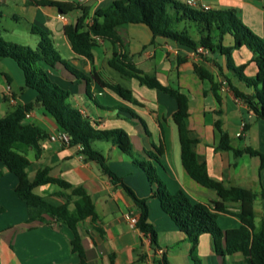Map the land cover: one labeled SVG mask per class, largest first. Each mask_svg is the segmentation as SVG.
Instances as JSON below:
<instances>
[{"label": "crops", "instance_id": "crops-1", "mask_svg": "<svg viewBox=\"0 0 264 264\" xmlns=\"http://www.w3.org/2000/svg\"><path fill=\"white\" fill-rule=\"evenodd\" d=\"M24 1L27 5L23 20L29 25L30 32L32 33V27H37L49 33L62 59L71 68L90 77L93 64L73 52L65 35V27L75 26L83 16L82 10H73L65 15L55 8L37 6L33 3L34 0ZM57 1L69 4L76 2ZM113 1L116 0H88L81 4L88 8L86 23L91 24L95 12ZM174 1L186 4L188 0ZM198 1L211 10H234L239 19L264 40V0ZM1 13L3 18L4 14L2 11ZM62 16L66 17V21ZM13 17L22 20L16 13ZM178 28H184L183 24ZM119 34L126 53L140 69L155 75L166 85L180 88L189 97V135L196 141L195 150L199 161L206 163L210 177L228 187L254 192L264 189V167H261L259 157L244 154L237 158L232 152L217 150L220 134L215 128V122L220 118L233 148L250 147L264 155V121L259 120L248 105L235 96L226 83L225 76L250 99L254 95V89L245 86L226 69V58L222 55H208L206 58L209 61H204L193 56L192 52L180 49L169 39L154 38L145 24L121 26ZM13 35L18 36L16 33ZM24 39L27 41L25 43H31L24 46L38 47L39 37L27 35ZM232 43L231 36H226L224 44ZM112 53L113 48L108 42L98 41L94 49L96 70L131 90L134 97L143 104L142 107L124 102L95 80L77 81L62 64L52 66L42 61L39 67L60 89L70 94L71 105L98 129L125 131L136 155L149 160L147 154L155 152L152 143L157 146L162 153L161 164L155 161L153 163L172 193L183 191L197 204L219 202L221 199L218 194L194 181L182 165L181 131L174 118L176 102L155 89L141 85L136 79H123L109 66ZM181 57L186 58L184 63H179ZM251 58L252 54L246 48L234 53L235 64L247 63L245 74L254 78L257 70L250 62ZM211 61L217 63L223 71L220 72ZM193 64L203 65L213 74L221 104L211 91V83L194 72ZM8 87L10 93L7 92ZM36 99V91L25 86L23 72L17 63L0 57V119L8 116L18 105L31 104L33 108L25 123L39 126L48 135L40 142V150L25 144L15 146L31 162L29 177L33 179L40 169L48 168L51 176L74 186L84 187L95 204L102 232L97 231L89 220L80 227L87 264H159L160 256H166L169 264H247L242 253L224 256L219 254L217 242L210 234L202 235L193 247L162 210L159 200L151 197V186L145 172L135 166L117 145L95 142V148L107 157L110 168L123 178L139 198L148 199L149 222L157 233V246H154L150 238L132 223L133 218L138 219L139 210L131 197L123 189L115 188L97 164L85 161L79 147H71L51 139L62 132L54 118ZM218 110L222 111L220 116L216 114ZM129 111L146 124L151 136L140 120L134 118ZM243 125L248 127L247 131H244ZM0 171V264H80L78 255L72 252L73 234L70 229L52 219H48V223H29L28 208L16 193L18 178L1 162ZM40 188L44 191L39 195L52 203L64 202L62 198L55 196L60 191L57 186ZM227 205L232 211L239 210L238 203ZM254 209L255 227L259 230L264 227V199L255 200ZM217 223L224 232L241 227L238 217L225 213L217 214ZM219 246L225 250L224 239L220 240Z\"/></svg>", "mask_w": 264, "mask_h": 264}, {"label": "trees", "instance_id": "trees-1", "mask_svg": "<svg viewBox=\"0 0 264 264\" xmlns=\"http://www.w3.org/2000/svg\"><path fill=\"white\" fill-rule=\"evenodd\" d=\"M37 6L55 8L67 15L73 10H82L83 16L78 19L75 26H66L65 35L73 52L80 57L88 59L92 64L91 76L71 68L61 57L51 35L40 28L32 27L33 34L39 36V44L36 49L6 41L0 32V57L9 58L17 63L23 72L25 86L37 93L36 101L54 118L62 133L69 138L68 145L80 147V154L87 162L97 164L103 173L109 178L115 188L123 189L133 200L139 210L136 227L152 244L157 246V233L149 222L148 199L139 198L135 192L117 175L109 166L107 157L94 146L95 142H110L117 145L128 156L132 163L142 169L151 186V197L157 198L162 210L169 215L179 231L196 246L200 237L210 234L217 242V252L221 255H233L242 253L247 264H264V227L256 230L254 202L258 198L264 199V189L260 192L228 187L211 178L206 163L199 161L195 150V140L189 135L187 120L189 118V97L181 91L162 83L155 75L145 73L133 61L125 51V46L119 28L127 24H145L152 31L153 37H163L175 42L182 50L196 52L203 48L206 53L198 57L204 61L208 55H222L226 58V69L243 82L248 88L254 89L252 99L241 92L225 75V81L229 84L235 96L243 100L255 113L259 120L264 121V40L247 27L237 16L234 10H200L186 4H180L174 0H116L108 6L98 9L91 24H87L85 18L88 8L78 2L72 4L57 0H34ZM2 3L0 1V8ZM2 13L0 9V21ZM182 29L178 26L182 25ZM197 34L198 38H192L190 30ZM231 36L233 43L225 45L224 39ZM108 42L113 53L109 60V66L117 71L125 80L136 79L143 86L155 89L173 99L177 105L174 114L181 131V160L182 165L189 176L201 186L214 191L220 197L219 202L209 204L193 203L183 191L172 193L166 183L160 178L155 161L161 164V150L153 143L155 152L148 153L149 160L136 155L132 149L129 137L123 130H100L83 114L74 108L69 102L70 94L60 89L39 67V63L45 61L54 66L62 64L77 81L95 80L102 88L115 94L124 102L142 107L133 95L132 91L120 83L104 76L94 66V49L98 41ZM153 43V42H152ZM246 48L251 54L250 60L256 67V75L250 78L245 74L248 64H235L234 53ZM186 58L181 57L179 63H184ZM220 72L223 69L211 61ZM194 72L203 80L211 83V91L219 104L222 100L218 93V85L213 74L203 65L193 64ZM33 106L18 105L8 116L0 119V162L18 178L16 193L25 202L29 212V223H48L55 220L57 223L67 226L73 234L71 241L72 252L78 255L80 264H87V256L82 243L80 227L89 220L94 228L102 232L99 226V215L95 204L82 186H74L71 183L50 175L48 168L40 169L33 179L29 177L28 169L30 160L19 153L15 146L25 144L40 150V142L48 137L47 133L39 126L26 124L25 119ZM129 113L140 120L146 132L151 136L146 124L134 113ZM222 114L221 110L216 113ZM215 128L220 134V143L217 150L232 152L235 157L244 154L257 156L261 159V167H264V155L250 147L235 149L231 146L229 135L222 128L219 118L215 122ZM248 127H244L247 131ZM2 172L0 171V177ZM47 185H55L59 192L55 196L62 198V204H55L46 197L39 195L36 190ZM238 203L237 212L229 209L227 204ZM225 213L236 216L241 221V227L236 230L223 231L217 223V214ZM49 219V220H48ZM224 239L225 250L219 246ZM159 264H169L166 256L158 259Z\"/></svg>", "mask_w": 264, "mask_h": 264}, {"label": "rangeland", "instance_id": "rangeland-1", "mask_svg": "<svg viewBox=\"0 0 264 264\" xmlns=\"http://www.w3.org/2000/svg\"><path fill=\"white\" fill-rule=\"evenodd\" d=\"M0 1H2V6L0 9L4 14L0 23V32L5 40L15 41V42H19L22 45H25V44H31V43H25L27 42L24 39L25 36L27 37V35H32V37H39L38 35L32 34L30 32L29 25L26 23L25 20H23V18L26 17V11L24 8L27 5L24 0H0ZM15 13L18 14L19 17H22V20L15 19L13 17V14ZM190 32L192 38L195 37L198 38L197 34L193 32V29H191ZM13 33H16L18 36H14ZM31 48L36 49L35 47H31ZM99 145L100 144L97 143L98 148H100ZM52 186L56 187L55 185ZM43 191H44L43 188L37 189L38 194L42 193Z\"/></svg>", "mask_w": 264, "mask_h": 264}, {"label": "built area", "instance_id": "built-area-1", "mask_svg": "<svg viewBox=\"0 0 264 264\" xmlns=\"http://www.w3.org/2000/svg\"><path fill=\"white\" fill-rule=\"evenodd\" d=\"M76 2L80 3V4H84L86 3L88 0H75ZM187 6L194 8V9H200V10H205V11H209L211 10L209 6L202 4L201 2H199L198 0H188L186 3ZM64 21H66V17L62 16L61 17ZM206 51L203 48H199L196 52H192L193 56H198L199 54H205ZM7 92L10 93V87H8ZM29 116V114H27V117ZM244 127V125H243ZM51 139L53 141H59L62 144L68 145L69 143V138L67 137V135H65L64 133H60L57 136H52ZM79 149L81 150V148L79 147ZM132 223L136 225L137 223V218H133L132 219ZM160 254V253H159ZM161 257V256H160Z\"/></svg>", "mask_w": 264, "mask_h": 264}, {"label": "water", "instance_id": "water-1", "mask_svg": "<svg viewBox=\"0 0 264 264\" xmlns=\"http://www.w3.org/2000/svg\"><path fill=\"white\" fill-rule=\"evenodd\" d=\"M60 14H63L61 11H59Z\"/></svg>", "mask_w": 264, "mask_h": 264}]
</instances>
